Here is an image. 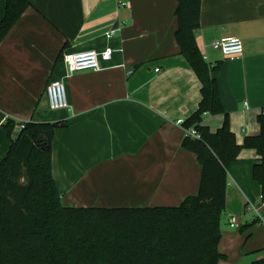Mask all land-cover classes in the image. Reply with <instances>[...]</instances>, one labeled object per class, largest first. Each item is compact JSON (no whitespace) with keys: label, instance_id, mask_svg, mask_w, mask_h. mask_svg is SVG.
I'll use <instances>...</instances> for the list:
<instances>
[{"label":"crops","instance_id":"crops-1","mask_svg":"<svg viewBox=\"0 0 264 264\" xmlns=\"http://www.w3.org/2000/svg\"><path fill=\"white\" fill-rule=\"evenodd\" d=\"M27 1L0 42V161L9 146L1 127L7 119L62 122L51 173L63 206L176 207L196 195L200 165L181 143L200 83L175 40L177 0ZM3 14L0 0V20ZM229 37L242 43L238 58L211 47ZM195 41L206 63L220 64L212 77L242 144L258 135L264 109V0H201ZM88 49L98 53L99 69L69 73L63 57ZM107 49L108 60L101 56ZM50 81L64 85L68 109H48ZM222 122V115H205L202 125L215 132ZM258 161L254 150H242L227 167L217 264H264V223L248 210L261 202L251 176Z\"/></svg>","mask_w":264,"mask_h":264},{"label":"trees","instance_id":"trees-1","mask_svg":"<svg viewBox=\"0 0 264 264\" xmlns=\"http://www.w3.org/2000/svg\"><path fill=\"white\" fill-rule=\"evenodd\" d=\"M200 5L201 0H177L174 35L200 83L198 108L182 123L200 139L186 136L181 143L200 165L197 194L176 207L63 206L51 173V143L67 124L7 119L1 126L9 146L0 161V264H217L223 258L218 243L226 170L242 150L259 156L251 176L264 200V109L258 135L238 144L212 77L220 64L206 63L196 45ZM29 6L27 0H4L0 42ZM205 115H222L221 127L211 132L202 125Z\"/></svg>","mask_w":264,"mask_h":264},{"label":"built area","instance_id":"built-area-1","mask_svg":"<svg viewBox=\"0 0 264 264\" xmlns=\"http://www.w3.org/2000/svg\"><path fill=\"white\" fill-rule=\"evenodd\" d=\"M111 33L107 34V38L111 37ZM212 49L220 52L225 58H238L242 55L243 47L241 41L236 37L223 38L211 43ZM111 49L105 50L101 55L103 59H110ZM69 73L80 72L87 70H98V53L94 50L78 51L63 57ZM155 71H158L155 70ZM44 96L49 110L57 111L68 109L64 85L59 81H50L47 83ZM19 130V126L16 127ZM185 137L192 139H200V135L192 128L184 129ZM260 206H249L248 210L252 216L259 222L264 223V200L260 198ZM231 227H237L233 222L230 223Z\"/></svg>","mask_w":264,"mask_h":264}]
</instances>
